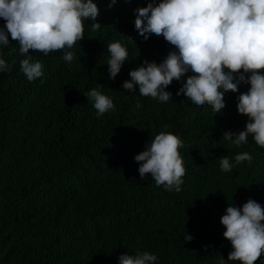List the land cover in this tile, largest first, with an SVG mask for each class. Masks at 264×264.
<instances>
[{
    "label": "trees",
    "instance_id": "1",
    "mask_svg": "<svg viewBox=\"0 0 264 264\" xmlns=\"http://www.w3.org/2000/svg\"><path fill=\"white\" fill-rule=\"evenodd\" d=\"M93 2L99 14L85 21L71 63L63 50L30 51L43 64L40 78L21 72L26 57L10 36L0 46L10 65L0 72V264H119L121 255L137 252L156 255L155 264L227 261L232 248L220 224L226 208L249 199L264 207V148L251 135L239 147L223 139L244 130L247 117L236 105L250 86L225 93L220 113L176 95L191 73L165 89L172 93L166 103L125 91L131 70L159 64L175 49L162 36L145 41L135 29V10L152 0ZM92 23L101 29L92 31ZM116 41L128 58L109 79L107 48ZM94 88L112 99L114 111L97 115L87 96ZM161 131L183 142L179 192L157 186L150 174L139 177L134 156ZM241 152L252 161L223 172L220 159L234 163Z\"/></svg>",
    "mask_w": 264,
    "mask_h": 264
},
{
    "label": "clouds",
    "instance_id": "2",
    "mask_svg": "<svg viewBox=\"0 0 264 264\" xmlns=\"http://www.w3.org/2000/svg\"><path fill=\"white\" fill-rule=\"evenodd\" d=\"M116 2L110 0L109 7ZM135 12V29L145 41L151 35L162 36L175 51L159 64L144 61L131 70L130 80L123 82L122 88L127 92L138 89L141 96L166 103L172 93L165 89L191 73L176 95L220 113L225 107L224 94L236 93L239 84H247L248 91L238 96L236 105L238 114L247 117L245 128L224 132L223 139L239 147L251 135L255 144L264 148V0H152ZM98 14L93 0H0V20L5 22L0 27V46L9 44V36L18 43L19 53L26 57L20 61V70L32 81L44 73L43 64L33 62L30 51L47 56L63 50V59L71 63L74 52L70 49L84 39L85 21H95ZM101 27L99 23L91 25L92 31ZM107 50L109 79H114L128 51L120 41L110 43ZM4 71H10V65L0 51V72ZM87 96L98 116L115 110L112 99L99 88L91 89ZM181 147L182 140L174 134L161 131L155 135L145 150L134 156L139 177L150 174L157 186L179 192L185 175ZM252 159L248 152L235 155L234 163L224 156L220 168L228 173ZM220 224L232 251L227 261L221 259L219 264H255L264 256V207L259 203L249 199L241 208L229 205ZM156 260L154 254L137 252L121 255L119 264H155Z\"/></svg>",
    "mask_w": 264,
    "mask_h": 264
},
{
    "label": "rangeland",
    "instance_id": "3",
    "mask_svg": "<svg viewBox=\"0 0 264 264\" xmlns=\"http://www.w3.org/2000/svg\"><path fill=\"white\" fill-rule=\"evenodd\" d=\"M3 167V166H2Z\"/></svg>",
    "mask_w": 264,
    "mask_h": 264
}]
</instances>
